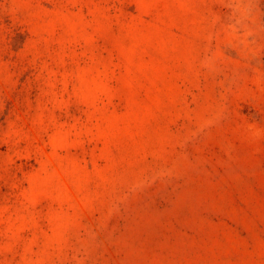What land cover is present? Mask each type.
I'll return each instance as SVG.
<instances>
[{
	"label": "rangeland",
	"instance_id": "rangeland-1",
	"mask_svg": "<svg viewBox=\"0 0 264 264\" xmlns=\"http://www.w3.org/2000/svg\"><path fill=\"white\" fill-rule=\"evenodd\" d=\"M0 264H264V0H0Z\"/></svg>",
	"mask_w": 264,
	"mask_h": 264
}]
</instances>
